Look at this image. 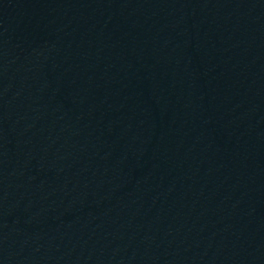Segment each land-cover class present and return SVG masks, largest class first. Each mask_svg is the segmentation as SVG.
<instances>
[{"label":"water","instance_id":"water-1","mask_svg":"<svg viewBox=\"0 0 264 264\" xmlns=\"http://www.w3.org/2000/svg\"><path fill=\"white\" fill-rule=\"evenodd\" d=\"M0 264H264V0H0Z\"/></svg>","mask_w":264,"mask_h":264}]
</instances>
